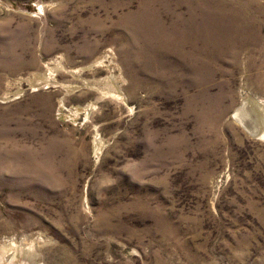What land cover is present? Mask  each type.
I'll return each instance as SVG.
<instances>
[{
    "label": "rangeland",
    "instance_id": "obj_1",
    "mask_svg": "<svg viewBox=\"0 0 264 264\" xmlns=\"http://www.w3.org/2000/svg\"><path fill=\"white\" fill-rule=\"evenodd\" d=\"M245 110L264 0H0V264H264Z\"/></svg>",
    "mask_w": 264,
    "mask_h": 264
},
{
    "label": "bare ground",
    "instance_id": "obj_2",
    "mask_svg": "<svg viewBox=\"0 0 264 264\" xmlns=\"http://www.w3.org/2000/svg\"><path fill=\"white\" fill-rule=\"evenodd\" d=\"M47 83L49 82V81H46ZM50 83V82H49ZM247 104H248V102H246ZM246 104V105H247ZM244 106V105H243ZM248 107V106H247ZM242 108V107H241ZM241 108H239V110H238V113L240 114L241 113ZM243 115H244V118H245V121H246V125H247V127H248V131L250 132V133H253L254 135H257L258 133L259 134H261L262 136H264V129H263V131H261V129H257L258 127H256L257 126V122L254 120H251V118H248L247 117V111L245 110L244 112H243ZM261 116V115H260ZM261 118V117H260ZM254 119V118H253ZM262 119V118H261ZM257 120L260 122V123H262L263 124V126H264V122H263V120H260L259 118H257ZM264 128V127H263ZM105 147V143L103 142V140L102 139H100V137L98 136L97 137V140H96V153L97 154H101V153H99V150H101V151H103V148ZM16 242H12V246L13 247H15L14 248V250H13V255H14V258L15 259H19L20 258V256L23 254V253H25L24 252V249H22V248H20V247H18L17 248V244H15ZM4 245H6V243L4 244ZM12 246H8L7 248H4V249H6L5 250V252H9V251H11L10 249H11V247ZM19 246V245H18ZM3 249V250H4Z\"/></svg>",
    "mask_w": 264,
    "mask_h": 264
}]
</instances>
